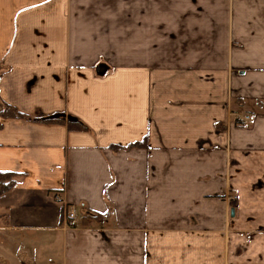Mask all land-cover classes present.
Wrapping results in <instances>:
<instances>
[{
    "label": "crops",
    "instance_id": "1",
    "mask_svg": "<svg viewBox=\"0 0 264 264\" xmlns=\"http://www.w3.org/2000/svg\"><path fill=\"white\" fill-rule=\"evenodd\" d=\"M0 171V264H264V0H0Z\"/></svg>",
    "mask_w": 264,
    "mask_h": 264
},
{
    "label": "trees",
    "instance_id": "2",
    "mask_svg": "<svg viewBox=\"0 0 264 264\" xmlns=\"http://www.w3.org/2000/svg\"><path fill=\"white\" fill-rule=\"evenodd\" d=\"M2 115L5 117H26L25 114L18 111L15 107L11 105H6L2 111ZM72 129H83L84 126L81 123H72ZM22 174L17 172H3L0 171V196L9 191L18 182L19 177Z\"/></svg>",
    "mask_w": 264,
    "mask_h": 264
},
{
    "label": "built area",
    "instance_id": "3",
    "mask_svg": "<svg viewBox=\"0 0 264 264\" xmlns=\"http://www.w3.org/2000/svg\"><path fill=\"white\" fill-rule=\"evenodd\" d=\"M249 117H246V119H248ZM57 198L59 199V196H57ZM68 218L70 219V222L72 225H75L76 224V214L75 212H69L68 213Z\"/></svg>",
    "mask_w": 264,
    "mask_h": 264
},
{
    "label": "water",
    "instance_id": "4",
    "mask_svg": "<svg viewBox=\"0 0 264 264\" xmlns=\"http://www.w3.org/2000/svg\"><path fill=\"white\" fill-rule=\"evenodd\" d=\"M107 69H108V66L106 64H101L98 67V73L103 74L107 71Z\"/></svg>",
    "mask_w": 264,
    "mask_h": 264
},
{
    "label": "rangeland",
    "instance_id": "5",
    "mask_svg": "<svg viewBox=\"0 0 264 264\" xmlns=\"http://www.w3.org/2000/svg\"><path fill=\"white\" fill-rule=\"evenodd\" d=\"M11 254V253H10ZM9 256V255H8ZM9 258H11L10 256H9ZM24 259H26V258H24ZM28 264H32L29 260H28V262H27ZM2 264V263H1Z\"/></svg>",
    "mask_w": 264,
    "mask_h": 264
}]
</instances>
